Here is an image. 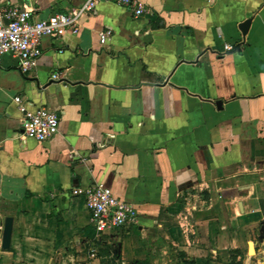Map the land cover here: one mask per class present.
<instances>
[{
    "label": "crops",
    "instance_id": "0c3cea01",
    "mask_svg": "<svg viewBox=\"0 0 264 264\" xmlns=\"http://www.w3.org/2000/svg\"><path fill=\"white\" fill-rule=\"evenodd\" d=\"M88 0H0L33 17ZM96 0L36 67L0 66V264H253L264 255V0ZM111 28L106 43L100 32ZM230 44L231 49H226ZM54 75H57L54 78ZM57 113L25 136L14 101ZM136 222L98 232L78 187Z\"/></svg>",
    "mask_w": 264,
    "mask_h": 264
},
{
    "label": "built area",
    "instance_id": "2783aa9c",
    "mask_svg": "<svg viewBox=\"0 0 264 264\" xmlns=\"http://www.w3.org/2000/svg\"><path fill=\"white\" fill-rule=\"evenodd\" d=\"M117 2L131 7L136 16L148 13V8L139 0ZM95 8L96 0H88L80 8L70 12H56L37 19L32 15L33 10L27 7L0 8V66L6 56L12 55L18 59L21 71H32L42 55V38H60L67 32L78 33L79 17L85 13L92 14ZM112 33L111 28L102 30L100 42L106 43ZM224 47L232 48L230 44H225ZM14 101L21 113V128L25 136L45 141L59 131V116L49 107L37 105L30 108L21 95H16ZM74 193L84 196L91 214V223L98 232L129 226L137 220L134 206L120 200L110 188L101 184L78 187Z\"/></svg>",
    "mask_w": 264,
    "mask_h": 264
},
{
    "label": "rangeland",
    "instance_id": "374dc122",
    "mask_svg": "<svg viewBox=\"0 0 264 264\" xmlns=\"http://www.w3.org/2000/svg\"><path fill=\"white\" fill-rule=\"evenodd\" d=\"M253 264H264V255L258 256Z\"/></svg>",
    "mask_w": 264,
    "mask_h": 264
}]
</instances>
